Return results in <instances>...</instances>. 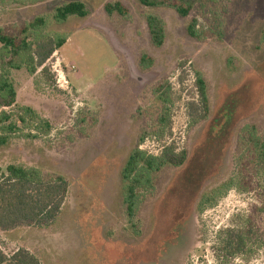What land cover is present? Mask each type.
<instances>
[{
    "label": "rangeland",
    "instance_id": "1",
    "mask_svg": "<svg viewBox=\"0 0 264 264\" xmlns=\"http://www.w3.org/2000/svg\"><path fill=\"white\" fill-rule=\"evenodd\" d=\"M71 1L83 3L86 16L55 22V9ZM113 3L126 15L108 14ZM149 15L163 23L160 47L150 40ZM35 18L45 25L26 33L29 42L64 36L65 43L45 75L42 67L29 74L0 66L16 92L15 105L0 111L27 107L50 129L18 124L0 147V172L33 167L65 179L68 193L54 223L0 231V249H26L42 264H264V180L250 163L246 130L264 138V0H201L186 18L137 0H0V30L17 41ZM191 21L198 38L186 32ZM196 74L208 112L192 124ZM170 144L186 162L153 174L128 216L127 157L136 148L158 156ZM203 197L214 198L200 210ZM247 223L260 228L249 253L222 258L219 232Z\"/></svg>",
    "mask_w": 264,
    "mask_h": 264
},
{
    "label": "trees",
    "instance_id": "2",
    "mask_svg": "<svg viewBox=\"0 0 264 264\" xmlns=\"http://www.w3.org/2000/svg\"><path fill=\"white\" fill-rule=\"evenodd\" d=\"M140 5L146 8L171 7L180 17H188L192 9L201 0H137ZM105 11L112 15H126V10L120 3L106 4ZM87 14L83 3L71 1L57 7L53 19L57 23H63L70 16L79 18ZM45 25L42 18H35L25 25L22 30V38L16 40L14 37L4 34L0 30V66L8 69H20L25 67L29 74H34L37 68L45 75L46 68L43 67L51 55L60 49L65 43L64 36L46 38L32 43L28 41L26 34L30 29H39ZM146 25L150 40L155 47L162 46L165 38L163 23L153 15L146 17ZM187 34L192 38H198L195 29V21H191L186 29ZM6 59V61H4ZM141 61L148 63L145 56ZM0 74V108H10L15 105L16 92L9 78L8 71ZM46 77V76H45ZM194 86L198 101L187 105L190 121L192 124L197 120L204 119L208 112L206 87L199 74H196ZM19 113L13 114L0 111V147L7 145L12 135L28 128L32 123L37 122L36 130L48 132L50 126L29 108L20 107ZM20 124V125H18ZM163 132V127H162ZM250 150L248 157L250 163L254 164L256 174L264 180V138H259L254 129L246 127ZM187 160V153L184 150L176 151L173 145L164 146L158 156L146 154L137 148L130 152L121 169L123 182L128 186L124 193L127 215L135 214L140 199L138 190L147 191L152 188V176L164 167L179 168ZM243 182L236 185L242 186ZM230 182L224 183L216 194L227 189ZM247 190V187H243ZM137 190V191H136ZM68 193V183L62 177L46 179L42 173L33 167L22 165H8L3 172H0V231L9 232L20 228L38 227L45 228L55 222L61 212ZM215 195V194H214ZM202 198L199 201V208L212 204V200ZM259 212L261 209H258ZM264 217V210H263ZM263 217L260 219L263 221ZM247 227L229 228L219 232L217 236V251L222 258L242 256L249 253L251 240H256L259 229L253 230L247 223ZM219 256V255H217ZM0 264H42L40 260L26 249H17L10 255H6L0 249Z\"/></svg>",
    "mask_w": 264,
    "mask_h": 264
},
{
    "label": "flooded vegetation",
    "instance_id": "3",
    "mask_svg": "<svg viewBox=\"0 0 264 264\" xmlns=\"http://www.w3.org/2000/svg\"><path fill=\"white\" fill-rule=\"evenodd\" d=\"M163 97H165V94L163 95ZM158 99H159V98H158ZM162 101L166 103L168 100H167L166 98H165V99L163 98ZM162 120H163V118H162ZM133 150H134V149H133ZM133 150H132V151H133ZM181 218H183V216H181L180 219H181ZM136 233L139 234V232H136ZM141 236H142V238L144 237V236L142 235V233H141ZM138 237H139V235H138ZM142 240L145 241V239H142ZM147 242H148V240H147ZM157 243H159V241H158ZM157 243H155V245H156ZM157 247H158V246H156V248H157ZM173 248H174V245H173L172 249H173Z\"/></svg>",
    "mask_w": 264,
    "mask_h": 264
}]
</instances>
